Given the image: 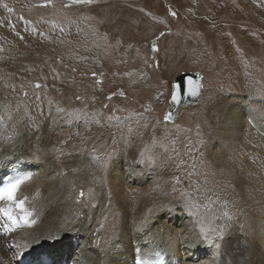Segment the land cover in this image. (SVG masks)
<instances>
[{"label": "rangeland", "instance_id": "374dc122", "mask_svg": "<svg viewBox=\"0 0 264 264\" xmlns=\"http://www.w3.org/2000/svg\"><path fill=\"white\" fill-rule=\"evenodd\" d=\"M45 2L0 0V123L11 124L8 135L19 131L20 125L26 127L25 137L37 135L40 123L54 127L53 134L61 131V140L57 141L61 134L54 136L56 141L47 150L49 156L63 163L60 157L80 151L87 161L81 160L73 171L85 169L74 177L81 184L72 189L75 196L92 187L84 184L91 173L100 172L93 156L107 159L108 167L118 158L125 179L132 178L133 171L126 169L131 164L138 169L136 174L144 173L149 190L165 193L162 198L167 202L180 191L190 193L206 220L217 216L216 224L209 227L222 223L219 215L229 209V203L238 206L242 215L241 205L247 199L243 196L240 202L232 195L234 181L212 165L210 151H221L237 170L245 168L241 179L255 181L260 164L255 163L257 151L251 139L261 136L264 140V117L253 111L264 109V0H95L91 5L53 0L52 5L42 6ZM4 4L13 11L8 12ZM182 71L204 75L203 94L196 103L182 107L174 122H167L164 114L171 82ZM227 102L240 108V128L228 127L221 109ZM57 107L65 113L97 116L90 122L83 116L69 120L56 112ZM4 146L13 150L15 143ZM0 168L4 175L9 166L5 163ZM70 168L61 167L59 173L66 177ZM173 187L178 191L173 192ZM221 192L230 197L224 195L217 208L212 198L220 199ZM255 204L246 209L245 217H234L233 232L241 240L237 247L248 239L250 226L256 225L250 211L258 218L262 215V208ZM177 211L184 224L191 226L192 218L179 203L159 214L169 218ZM98 215H93V221ZM3 225L0 218V228ZM92 225L88 224L89 229ZM1 236L8 241L3 232ZM78 236L70 235L71 259L81 247L73 242ZM6 253L11 264L27 261L18 260L13 249Z\"/></svg>", "mask_w": 264, "mask_h": 264}, {"label": "bare ground", "instance_id": "6f19581e", "mask_svg": "<svg viewBox=\"0 0 264 264\" xmlns=\"http://www.w3.org/2000/svg\"><path fill=\"white\" fill-rule=\"evenodd\" d=\"M223 105L226 106V108H221L223 110L225 109V111H223L225 120L227 119L230 122L228 127L234 128L235 126H238V128H240V119L242 117L240 114V108L238 106H231L228 102ZM46 122H48V120ZM45 124L46 123H40L37 125L39 127L37 135H27L23 143H15L13 150L6 148L4 144L7 143L0 141L3 142V147L0 143V167L5 163L9 166V169L5 171L4 175H1L2 170L0 168V177H3L6 180L18 172H26L31 175L32 179L26 181L18 190V198L22 199L25 196L28 197L26 207L30 210L33 206L36 208V212L32 219L37 221L32 227L17 228L15 232L8 233L7 235L4 234L8 238V241L1 236L2 231H0V264H11L5 259L8 255L6 252H9V249H13L18 254L16 257L20 261H22V259L34 257L35 255L32 254L36 252L39 253V257L47 256L52 252L55 255L67 254L69 253L68 245L70 242V235H79L78 237H75L76 240L73 242L80 243L81 245L78 253L76 255L74 254L75 257L73 256L75 259L72 258V264H135L137 257L149 262H159L160 260L155 254L157 250L156 246L150 242L148 237L153 233H157L161 228L164 229V232L161 234L164 241L168 240L169 233L175 235L182 230L185 232L186 239V242H177L171 247H168L166 243H161L159 245V248L162 249L161 252L167 255L165 264H264V140H262L261 136H256L251 139L252 144L257 151V159L254 161L255 163L260 164L259 167L256 168L254 163H248L250 168L257 169L256 173L258 175H256L254 182L248 181L246 178L245 180L241 179L245 176L246 173L244 171L246 169L237 170L224 158L225 154L221 151H214L213 154V151H210L213 159L212 165H216L217 169L222 168V171L228 174L230 179H233L234 182L231 188L234 193L232 195H237L238 201L240 202H242L243 196L247 199L245 203L241 205L243 206V208H241L243 211L242 215L240 209L238 210L237 208L238 206L236 207V205L230 203L228 205L229 209L227 210L229 214L234 217H245L246 212H248L247 210L251 205L255 207V203L260 205V208L263 210L261 216L258 214L260 218L256 217L255 214L250 211L251 218H253L252 223H256V225L250 226L253 230L250 232L248 239L243 241L241 247L236 246L239 239L233 232V226L226 235L224 242H221L218 238L213 236V238L216 239V242L222 243V247L219 250V253H217L214 245L209 244L206 240H198L195 243L191 242L192 238L188 235L191 231V226L189 224H184V220L182 217L180 218L181 215L178 211L177 214L174 213L169 218H165L163 215L160 216V212H157L151 221V232L147 235H142L132 230L133 221L138 219L147 207H151L153 201H167L162 198L158 189L155 188V190L153 189L154 191L149 190L146 185L148 184V181L146 180L144 173H140L139 175L136 174L138 169L136 168L137 170H135L133 168L134 166L131 165L128 160L125 163L130 165H127L128 168H125L131 171V173L133 171L131 179L124 178L122 174V162L120 163L118 158L112 159V161H110L111 164L109 163L110 166L105 171L91 173V176L98 174L103 178V185L101 186L106 192L103 191L102 188L101 190L99 189V184L93 185L91 183V176L89 181L84 180L86 181L84 184H91L96 193L103 194L105 197L104 203H107L109 192L118 190L120 203L123 205L121 218L117 221L118 230L115 236H113L111 231L113 220L110 215L106 221H103L104 227L101 228V222L103 220L102 214L105 212L103 205L101 204L100 207H97L98 210L85 208L83 204L77 205L75 193H72L71 197L68 195L70 191L72 192V185L69 184L68 181H74L77 187L81 185L77 183L80 180L74 178L78 173L74 174L75 172H73L72 169L77 170L79 165L87 162L86 159L82 160L83 154L80 153V151H76V153H73L72 155L69 153L68 156L60 157V160L63 159V163H58L59 161H56L55 155L49 156L47 150L52 147V143H55L56 140L53 139L54 136H59V134H61V137L57 140L59 141L62 138V132L58 131V133L53 134L54 127L51 128L48 126L49 124ZM242 125L243 124L241 123V126ZM10 126L11 124L3 127L0 123V135L7 136ZM3 128H6V131H4ZM25 128L24 125H20L18 127V129H20L19 132L24 133ZM33 128H35V126ZM27 130L29 131V129ZM69 134L70 133H68V135ZM120 137L118 139L119 142H121ZM68 140H70V138ZM65 144H70V141L63 145ZM20 146H22L21 150H19ZM123 148H126V146H123ZM131 148L132 147L129 149ZM62 151L60 152L62 153ZM133 151V149L129 150L128 155L132 156ZM118 154H120V152H117V155ZM37 156L40 157V159H35ZM17 158H20L23 162L17 164ZM70 158L73 163L71 166L67 165L68 162H71ZM81 160L82 163H80ZM75 163H77V165H75ZM56 165L58 166L56 167ZM164 166L165 165L161 168ZM61 167H63V169L71 167V170L66 177H62V173H59ZM89 167H91V165L87 168ZM82 170L83 172L85 171V169ZM89 170L91 172V169ZM141 170L143 171V169ZM56 172H58L59 175L58 173L55 174ZM85 178L83 177V179ZM222 192L220 193V199H217L214 196L212 198L215 201L216 206L219 204L220 200L221 202L224 200V197L227 194L228 197H230L229 193L224 192L222 194ZM230 199H232V196ZM82 200L85 203H89L86 197H83ZM95 202L92 201L91 203ZM2 207H6L5 201H0V208ZM77 213H80V215H76ZM97 213L99 215L95 221H93V215H97ZM82 215L85 216L81 218ZM0 218L5 224L6 217L3 213H0ZM65 219H74L76 230L71 233H64L57 242L52 239V237L60 235L58 232L59 224ZM158 219L161 221L158 222ZM89 223L93 224L92 229H89ZM258 223H261L263 227L261 228L260 225H257ZM210 235L212 234L210 233ZM109 237H112L111 240H109ZM33 238L35 239L33 240ZM97 240L99 243H96ZM17 244L21 245V247L17 248ZM75 248L78 249L77 247ZM192 251H194V253H192ZM62 256L61 258H63Z\"/></svg>", "mask_w": 264, "mask_h": 264}, {"label": "snow or ice", "instance_id": "6c2138e0", "mask_svg": "<svg viewBox=\"0 0 264 264\" xmlns=\"http://www.w3.org/2000/svg\"><path fill=\"white\" fill-rule=\"evenodd\" d=\"M95 2V0H71L72 4H83V5H91ZM53 4V0H46L45 4L42 6H50ZM4 8L7 9L8 12H12L13 9L9 7L7 4L3 5ZM172 15H175V13H171ZM153 49L158 51L156 48V45H152ZM40 85L37 84L36 88H39ZM221 91H223V88H221ZM123 94V93H121ZM26 95V94H25ZM190 96L198 97L200 95L199 90H193L189 92ZM39 99V97H37ZM76 99H80V97H76ZM176 97L173 96V100H175ZM48 103L51 105L52 101L49 100ZM106 107V106H105ZM7 108V106H5ZM57 113L66 115L69 120L71 119H80L81 116H83L86 120V122H90L91 120L95 119L97 116V113H92L91 116L87 112H81V111H73V112H67L65 113V109L61 107H57L56 109ZM254 112L259 114L260 116L264 117V109H254ZM30 115V114H29ZM133 115H142L140 114H133ZM165 120H171V116L166 115L164 117ZM32 122L35 123V119L32 118ZM96 123H99V120H95ZM147 127V125H145ZM25 139V135L22 132L13 130L11 134L7 136L0 135V141H3L5 143L8 142H14V143H23ZM115 142V141H114ZM156 143V141H153ZM111 155V154H110ZM143 156L144 153H141ZM35 159H40V157H35ZM148 163L152 164L154 163L151 158H147ZM93 160L96 162V167L99 171L103 172L108 168V160L104 159L99 156H93ZM23 161L20 158H17L16 163L20 164ZM144 160H141V163H143ZM73 171H77L76 169H73ZM83 171V170H81ZM79 174V172H78ZM32 177L30 174L26 172H18L15 175H13L11 178L4 179L3 177H0V201L6 202V207L0 208V213H3V215L6 217V223L3 225V228L0 229L5 235L8 233L15 232L17 228H24V227H32L34 226L37 221L35 219H32L34 213L36 212V208L33 206L31 210L26 207V202L28 200V197L25 196L24 198H18V190L21 188V186L26 182L31 180ZM66 179V178H65ZM69 184L72 185V189L74 190L76 187V184L74 181H68ZM91 183L93 185H103V178L101 176L93 175L91 176ZM173 192L178 191L177 188L173 187ZM69 197H71L72 192H69ZM162 195H166L165 193H162ZM86 197L89 203H85L81 198ZM105 197L103 194L96 193L92 187H89L87 190V193L84 191H80L78 195L76 196V202L77 205L83 204L85 208H97L100 207L101 204L103 205V208L105 209V212L103 215V220L101 222V228L104 227L103 221H106L108 216L110 215L112 217L113 223L111 225V231L112 235L115 236L117 230H118V223L117 221L121 218V210L123 208V205L120 203L118 190H113L109 192L107 197V203H104ZM92 201H96V203H91ZM115 201V203H114ZM181 204L183 207V210L188 213V215L192 218L191 219V231L188 233V235L191 236V242L195 243L198 240H206L209 244H213L215 249L217 250V253H219V250L222 247V243L225 241V237L228 234L229 230L232 228V222L234 221V216L230 215L228 211H224L220 213L219 220L222 221L219 226H212L215 225L217 216L213 215L211 218L207 219L205 218V214H202L200 210V205L195 203L193 199L191 198V194L185 191H180V195L176 197L175 200H170L168 202H156L153 201L151 207H147L146 210L142 213V215L135 219L132 223V230L136 233L147 235L151 232V221L153 220L154 215L157 212H163L166 210H174L176 204ZM76 215H80V213H77ZM242 227V226H241ZM76 230V224L74 222V219H65L62 223L59 224L58 232L60 235L52 237V239L56 240L57 242L61 238V235L64 233H71ZM164 232V229L161 228L157 233H153L151 236L148 237L150 242H152L156 246V256L159 257L160 252L162 249L159 248V245L161 243H166L168 247L173 246L177 242H186L185 239V232L182 230L179 233H176L173 235L172 233H169L168 240L164 241L162 237V233ZM210 233L212 235H210ZM218 238L221 242H216V239ZM112 237H109V240H111ZM35 238H33L34 240ZM96 243H99L97 240ZM17 248H20L21 245L17 244ZM11 251V249H9ZM135 264H158V262H149L147 260H143L139 257H137Z\"/></svg>", "mask_w": 264, "mask_h": 264}, {"label": "water", "instance_id": "95a60500", "mask_svg": "<svg viewBox=\"0 0 264 264\" xmlns=\"http://www.w3.org/2000/svg\"><path fill=\"white\" fill-rule=\"evenodd\" d=\"M203 80L204 75L199 71H182L176 74L171 82L168 108L164 114V117L171 116V120H166L167 122H174L182 107L196 103L200 99L204 90ZM193 90H199L200 95L198 97L190 96L189 92ZM173 96L176 97L175 100H173Z\"/></svg>", "mask_w": 264, "mask_h": 264}]
</instances>
